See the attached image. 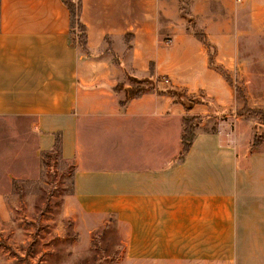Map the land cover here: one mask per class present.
<instances>
[{"label":"crops","instance_id":"obj_1","mask_svg":"<svg viewBox=\"0 0 264 264\" xmlns=\"http://www.w3.org/2000/svg\"><path fill=\"white\" fill-rule=\"evenodd\" d=\"M183 4L225 69L219 28L254 12L264 20V0H82L86 51L62 0H0V120L29 119L39 154L61 139L59 157L73 164L68 214L114 216L133 260L264 264V137L250 147L252 122L220 115L238 99L179 26ZM148 75L204 98L135 96L129 79ZM186 116L202 121L180 158Z\"/></svg>","mask_w":264,"mask_h":264},{"label":"rangeland","instance_id":"obj_2","mask_svg":"<svg viewBox=\"0 0 264 264\" xmlns=\"http://www.w3.org/2000/svg\"><path fill=\"white\" fill-rule=\"evenodd\" d=\"M216 12L221 16L220 10ZM180 17L181 28L204 32L196 10L183 4ZM242 23L233 20V25L218 31L224 37L221 59L230 65L226 70L238 99L220 115L235 113L250 120V147H256L264 137V20L254 12ZM129 80L138 89H146L149 80L157 90L171 89L186 106L204 98L172 88L163 77ZM28 123L29 119L0 120V194L6 196L0 204V264H150L128 256L126 231L114 216L68 214L64 200L73 190V164L59 155L35 152ZM14 127L22 132H12Z\"/></svg>","mask_w":264,"mask_h":264},{"label":"trees","instance_id":"obj_3","mask_svg":"<svg viewBox=\"0 0 264 264\" xmlns=\"http://www.w3.org/2000/svg\"><path fill=\"white\" fill-rule=\"evenodd\" d=\"M64 4L68 7L71 15V21H72V27H78L80 30V34L76 33V37L73 38L74 43L78 44L83 50L87 51V42H86V27L80 20V15L82 11V0H62ZM73 32V31H72ZM75 33V32H73ZM194 35L202 42V44L206 47L208 50L209 55V64L211 67L216 69L220 74L228 81V83L231 85V79L228 75L227 70L221 65L216 62L215 56L217 54V48L216 46L208 39V36L205 32L199 33L198 31L194 32ZM136 80V79H134ZM149 90H156L158 94H169L171 95L176 101H180L178 99V94L174 91L170 90H157L155 84L153 82L148 81V85L145 88H140L137 90H134V95L138 96L146 91ZM133 95V93H132ZM181 102V101H180ZM183 103V102H182ZM184 104V103H183ZM185 105V104H184ZM202 119L200 117H189L186 116L183 119L184 123V133L181 139V148H180V158H182L191 148L192 142L195 136L196 128L201 123ZM258 145V144H257ZM256 145V146H257ZM60 146H61V139L57 137L55 147L52 152H43L44 155H59L60 152ZM255 147V146H254Z\"/></svg>","mask_w":264,"mask_h":264}]
</instances>
